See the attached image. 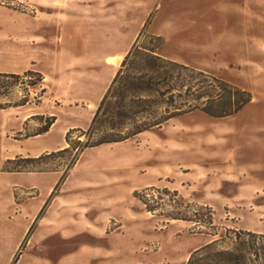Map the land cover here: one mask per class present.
Here are the masks:
<instances>
[{"label":"rangeland","instance_id":"rangeland-1","mask_svg":"<svg viewBox=\"0 0 264 264\" xmlns=\"http://www.w3.org/2000/svg\"><path fill=\"white\" fill-rule=\"evenodd\" d=\"M134 46L182 111L84 148ZM0 73V264H264V0H0Z\"/></svg>","mask_w":264,"mask_h":264},{"label":"trees","instance_id":"trees-1","mask_svg":"<svg viewBox=\"0 0 264 264\" xmlns=\"http://www.w3.org/2000/svg\"><path fill=\"white\" fill-rule=\"evenodd\" d=\"M176 68L181 69V71L189 70L188 66L165 58L154 49L134 46L125 56L121 68L98 105L90 128L91 134L84 143V148L126 140L152 128H159L178 116L182 107L166 109L159 117H155L152 121L148 120L151 116L148 106L151 102V93L154 90L159 92L161 90L160 85L170 86L169 82L175 78ZM179 74L182 75V73ZM3 75L0 73V78ZM39 76V81L42 83L43 77ZM185 86L186 93L191 90V85L179 86L176 88L179 94ZM173 91L174 86L170 87L168 91L163 89L159 94L165 95ZM169 101L170 103L173 101L172 94ZM209 114L222 116L221 113L209 112ZM127 121L133 122L131 128L122 125ZM117 123H121V127H117ZM124 127L128 129L126 130ZM212 245L209 243L201 250H206ZM217 255L224 257L226 264H236V262L244 264L243 258L239 255L235 256L232 250H220ZM241 261L242 263H240ZM187 264H197L194 255Z\"/></svg>","mask_w":264,"mask_h":264},{"label":"bare ground","instance_id":"bare-ground-1","mask_svg":"<svg viewBox=\"0 0 264 264\" xmlns=\"http://www.w3.org/2000/svg\"><path fill=\"white\" fill-rule=\"evenodd\" d=\"M117 57H118V56H116V58H117ZM121 58H122V56H121ZM121 58H120V59H121ZM114 59H115V58L112 57V56H111V57H108V58H107V62L112 63V62L114 61Z\"/></svg>","mask_w":264,"mask_h":264},{"label":"crops","instance_id":"crops-1","mask_svg":"<svg viewBox=\"0 0 264 264\" xmlns=\"http://www.w3.org/2000/svg\"><path fill=\"white\" fill-rule=\"evenodd\" d=\"M109 57H111V56H109ZM113 57V56H112Z\"/></svg>","mask_w":264,"mask_h":264}]
</instances>
